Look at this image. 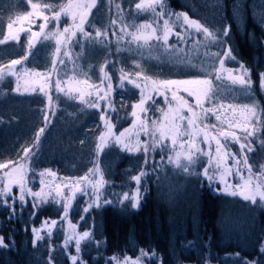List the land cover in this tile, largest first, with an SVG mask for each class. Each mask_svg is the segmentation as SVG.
<instances>
[{"label": "trees", "instance_id": "16d2710c", "mask_svg": "<svg viewBox=\"0 0 264 264\" xmlns=\"http://www.w3.org/2000/svg\"><path fill=\"white\" fill-rule=\"evenodd\" d=\"M32 1L34 3L35 0ZM38 1L47 2L36 0ZM56 1L67 2V0ZM82 2L90 3L91 0H82ZM4 3L0 0V40L6 37L9 23L12 24L15 21L19 23L17 18L32 10L26 0H20L10 9L12 10L10 16L6 18L5 13L9 10H5L6 6L3 8ZM136 3L140 1L96 0L95 6L88 11L83 24L84 32L91 34L93 29L88 26V22H97L100 17L103 20L108 17L100 33L103 35L102 41H105L107 45L100 47L88 42L84 43L86 48L91 47L94 50V58L95 53L98 52L103 51L107 54L105 63L102 65L103 78L100 83L88 80L93 85L91 91L95 98L92 102L100 103L101 108L93 110L92 107H88L91 116H69V113L65 112L58 116L57 104L62 91L56 87V80L59 77L64 81L68 62L66 60L61 65L60 60L57 59V71L51 74L47 85L44 80L45 99H42L39 90L36 91L37 95L24 96L23 103L27 109L26 128L22 136L17 138L18 140H15V135L10 139V151L2 154L0 162L15 161L25 166L23 173L25 200L22 202L18 199L20 189L16 184L12 186L13 196L0 199V237H3L5 244L8 245V247H0V264H72L71 257L77 253L75 239H69V237L85 230L89 231L91 236L81 241L77 264H114L113 257L140 258L142 264H264V252L261 251L264 248V203L257 199V203L252 204L238 195L214 192L203 175L202 171L206 166L202 161L197 171L185 173L174 164L169 167L167 158L171 154L170 148L162 150L158 146L154 151L151 150L153 121L165 123L162 121V115L167 113L172 102H177L182 108L183 105L179 99L172 98L173 91L155 90L159 87L158 85H153L149 78L137 75L130 66L123 64L125 55L120 57L118 54L117 43L119 42L117 41L120 38L118 29H113L115 21L121 22L123 27H126L130 20L140 24L150 19L149 13L143 15L142 9L139 11L136 9ZM163 3L165 11L185 13L190 19L200 21L205 27L218 34L220 31L214 29L215 23L197 13L196 8L206 12L212 4V13L222 14L221 20L216 24L221 27V31L225 26L229 27L228 36L223 39L229 42L228 48H231L236 59H239L241 62L239 64L244 66V69L250 70L252 95L249 96L256 99L260 109L264 108V88L260 86L259 77V73L264 72V23L261 21V16L264 15V0H242L241 2L239 0H200L199 4H194L193 0H163ZM237 5L240 6L239 10ZM106 9L108 13L104 11ZM43 10H46L43 11L46 15L49 14V10ZM52 10H58V6H54ZM49 17L50 20L53 19L50 15ZM40 20V17L35 18L34 25L38 28L42 25ZM50 20L46 27L57 25L54 19V23H50ZM72 23L69 17H65V23L62 26L58 22L60 31L62 32L65 26ZM50 30L52 29H44L42 33L36 32L39 35H33L32 38H36L37 44L32 48L29 46L27 49L29 30H23V37L18 42L0 43V69L7 72V66L11 65V61L19 59L20 64L12 65L18 74L13 79L15 82L18 81L20 68L28 72L37 68L44 69L48 74L52 67V53L55 49L52 50L49 41H42L40 44L39 41ZM72 41L73 37L71 43L65 44L62 38L60 59L67 50L77 58L74 65H81L82 69L88 73L87 64H80L78 60L82 56L78 53L80 46L75 43L73 47ZM123 45L129 46L127 42H123ZM56 47L57 45L54 44V48ZM7 48L14 52L10 58L4 56ZM25 56L27 59H24ZM120 72L128 73L130 78L121 81ZM78 74L83 79L87 77L84 73ZM92 79L96 80L97 77L94 76ZM129 80L134 83H129ZM62 83L61 88H63ZM135 84H140L141 87L136 88ZM5 86L2 87L4 90ZM238 90L242 92L244 89L238 88ZM7 91H11V88H7ZM161 92L164 94L161 95ZM105 93H107V100L100 99V96ZM49 95L52 98L51 104L48 100ZM175 96L187 100L184 95L175 93ZM142 98L145 101L143 108L146 111L140 110L137 116L140 117L139 123L147 122V131L141 130L138 138L140 137L141 142L149 143L150 151L148 153H144L143 150L128 151L122 145L115 143L114 137L108 136H105V142L102 144L99 137L109 130L114 136L123 132L124 137L127 135L134 137L131 142L136 141L137 132L128 130H131L137 117L134 120L127 117L132 114L134 104H138ZM109 101L111 108L115 111L107 107ZM188 103L195 106L192 101ZM81 108L85 110L82 106ZM196 110L200 112L198 108ZM105 112L107 115H104ZM17 118L18 114L15 112L8 117L2 115L0 121L5 120L4 123H6V121H16ZM150 118H152L151 122H149ZM56 119L61 122V127L54 130L53 122ZM85 120L91 121L90 125H87L86 134L94 132L89 152L86 151V143L90 139L82 140L86 135L85 125L79 127L80 122ZM205 121L209 124L206 131L210 135H219L220 131H226L212 115L206 116ZM106 124H110L111 128L106 127ZM212 124H216L217 129H212ZM41 128L44 129L42 133L39 131ZM2 129L3 127L0 131ZM236 135L240 137L241 142H245L244 136ZM50 137L53 139L52 154L47 153L46 144L44 145ZM219 138L233 144L240 151L242 159L244 155L247 156L254 179L259 172L264 171L260 168L264 165V127L257 132L254 139L251 136L248 137L247 143L252 150L248 151V148H245L243 153L239 143L231 137L219 136ZM201 142L202 138L197 140L198 144ZM164 144L169 145V141H164ZM101 146L102 150H100ZM206 147L207 150L210 148L211 156L216 152L214 140L210 139ZM28 148H31V151L25 156V150ZM221 152L223 153L222 150ZM63 154L68 156L69 169L56 161ZM241 166L245 174H248L247 168L242 163ZM97 168L99 171H96ZM226 168H229L227 163H222L219 167L224 173L227 172ZM6 171L8 169L0 170V176H3ZM43 171L56 173L62 190L60 195L57 191V195L40 201L29 195L28 190L36 192L40 189L42 179L40 173ZM98 172L104 173L103 179L107 192L102 198L99 194V200L96 201V197L91 194L93 188L90 181L94 180ZM140 172H144L145 175L137 184L134 176ZM84 176H88V180H83ZM224 180L226 182L227 178ZM5 183H7L6 180ZM55 186L58 185L55 184ZM137 188L141 192V198L138 206L132 207V201L123 200L122 197L124 193L130 195ZM13 197H16L15 204H12ZM5 200L7 202H4ZM105 200H110L111 203L106 204ZM97 203L98 207L95 206ZM89 205L93 206L89 207ZM12 208L15 209L14 212ZM65 210L67 216L64 215ZM52 221H55V227H51L50 230L43 229V239L37 240L36 232L42 227L51 225ZM66 243L67 247H65ZM141 252L148 255L141 257Z\"/></svg>", "mask_w": 264, "mask_h": 264}, {"label": "rangeland", "instance_id": "374dc122", "mask_svg": "<svg viewBox=\"0 0 264 264\" xmlns=\"http://www.w3.org/2000/svg\"><path fill=\"white\" fill-rule=\"evenodd\" d=\"M4 1L3 8L5 7V10H9L7 13H5L6 18H9L10 13L12 10H10L12 7H14L16 4L19 3L20 0H1ZM48 3H52L54 6H59L60 2L55 0H45ZM141 2V0H139ZM194 4H199L200 0H193ZM240 2L242 0H239ZM28 4L31 5L33 1L31 0V3L26 0ZM40 2V1H38ZM145 3H147V0H144ZM34 3H37L36 0ZM42 3V2H40ZM199 7V6H198ZM137 9V8H136ZM138 11L141 9H137ZM33 11H46L43 9L38 10H31L27 11L22 14L23 16L28 15L29 12ZM108 13V9L104 10ZM160 11L159 8L156 9V13ZM196 12L204 16L206 19L211 21L212 23H215V28L219 31H221V27L217 26V22L220 19V16L222 14H213V6L212 4L209 6L208 11L201 12L199 9L196 8ZM143 15L145 13H149L150 19L146 22L136 24L132 20L129 21V25H126V27H123L121 22L115 21L114 28L118 29V36L120 39H118L117 42V49L118 54L121 57L122 55H125L124 63L127 66H130L133 71L140 74V76H143L145 78H149L151 82L153 81H166V80H197V79H205V78H211L213 81V92L215 94V99L213 101H219V102H213V103H220L222 102L225 106V109H227L228 104L233 105H240L244 103H251L255 102L258 110H260L259 104L256 102L255 98H252V95L250 89L249 92L245 93L244 90L240 92L238 88H241L238 84H232L231 80L227 78V72L226 71H220L219 75L221 76L220 80L215 79L216 73L213 71V69L219 67V59L223 56L224 51L226 48H228L229 42L227 41V44L224 47L218 46L217 43H211L208 40H205L203 38L202 33H197L195 29L188 28L187 25H184L181 23L180 20L176 19V16L180 15L181 12L176 11H165L164 10V17L161 18L156 15V13L152 12L151 9L144 10L142 9ZM236 14H238V11H236ZM35 18H39V16H32L28 20H21L19 19V23L16 21L12 23L11 29L8 28V31L6 32V37L4 38V41H15L18 42L22 36L23 30H29L30 34L27 38V49L29 47V41H31V47H35L37 44L36 38L33 37V33L39 32L40 28L36 27L34 25ZM145 18V17H144ZM164 19L168 20L169 24V41L167 43V46L164 45L162 40L156 39L155 37H158L162 35V25L164 22ZM50 20V17L49 19ZM108 20V17H106L104 20L100 17L97 19V22L89 21L88 26L93 29V32L89 36H84L80 31L77 32L76 38L73 37L72 46L74 47V44L77 43L80 46V49L78 53L82 54L81 58L78 60L80 61V64H87L86 71H84L81 67V65H74V61L77 60L75 55L70 54L69 56H61V59L68 61L66 63L67 70H66V77L64 79V83H62L63 88L66 92L70 93L68 95L65 94V91H62L59 101L57 104V111L58 116L63 115V112L69 113V116H79V115H90V110L88 107L89 104L93 101L95 98L92 94L93 91V85H91L89 81L100 83L101 79L103 78V73L101 72L102 65L105 63L106 60V53L105 52H98L95 53L94 58V50L91 47L86 48L84 43L88 42V44L91 45H98L100 47H103L104 45H107L105 41H102L103 35L96 36L94 33L99 31L102 33V27L104 26L105 22ZM41 23L43 24L44 21L41 18ZM72 22V20L70 19ZM198 21V20H197ZM261 21L264 23V15L261 16ZM201 23L200 21H198ZM50 23H54L53 19L50 20ZM65 23V16L63 15V18L59 20V24L61 26ZM144 24H152V27L156 29L155 33H152V29L150 28H143L139 29V25ZM202 24V23H201ZM136 25V26H135ZM203 25V24H202ZM57 25H49L45 26L44 29H56ZM123 29H120L122 28ZM95 29V30H94ZM52 30L45 33L42 38L39 41V44L43 41H49L51 43L52 50H54V44L55 41L51 38L45 39V36L52 32ZM209 31H212L209 29ZM216 32V31H215ZM122 33V34H121ZM143 34V35H149L151 34L152 38L148 40V42L145 44L144 40H139L135 42L132 41V35L130 34ZM177 33H182L183 38H178L176 35ZM217 33V32H216ZM218 34V33H217ZM84 38V39H79ZM81 40V41H78ZM83 41V42H82ZM195 41H199V43H196ZM123 42H127L129 46L123 45ZM38 44V45H39ZM78 50V49H77ZM98 50V49H97ZM104 50V49H103ZM96 51V50H95ZM101 51V50H100ZM77 52V51H76ZM71 53V52H69ZM14 52L7 48L4 51V56L7 58L12 57ZM232 56H234L232 51ZM235 57V56H234ZM3 58V49L1 47V59ZM241 63L239 59H231L227 58L224 60V66L225 69H231L233 72V75L237 74H243V69L245 68L243 66V69L241 68ZM4 64V62H2ZM71 69V70H70ZM35 72H41L47 74V72L44 69H35L30 72L24 70L23 68H20L18 70L19 77L18 81L15 82L13 79H15V75H5L2 80H0V117L3 115L5 117H8L15 112L18 114V118L16 121H0V128L3 127V129L0 131V158L2 157V154H7L10 151L9 142L10 139L15 135V140H18L17 138H20L23 134V130L26 128V122H25V116L27 109L23 103L24 96L26 95H37L36 91L39 90L41 92L40 95H42V99H45L46 97V90L45 85L43 84L45 78L37 77L33 75L32 73ZM16 73V72H15ZM27 73V74H25ZM78 73H84L85 76H87L85 79L81 78ZM121 76L125 75L126 78H130V75L128 73H119ZM72 75V76H71ZM94 76L97 77L96 80H93ZM83 79V80H82ZM48 80L46 81V85ZM6 85V86H5ZM5 86V90L2 88ZM43 87V91H41V88ZM185 86H177V89L175 90V93H178L180 95H184V97L187 98L188 101H192L194 104L196 103L195 97L190 96L188 92L184 91ZM189 88H197L199 86L197 85H190L187 86ZM7 88H11V91H7ZM17 88H19V91H17ZM13 90V91H12ZM248 95V96H247ZM82 97V99L80 98ZM248 97V98H246ZM77 102V103H75ZM99 104V107H92V109H99L101 108V104ZM136 105V104H134ZM81 106L85 109L83 110ZM182 108L177 102H172V106L170 107L172 110V113H175L176 109ZM209 103L205 102L204 107H209ZM199 109V108H198ZM262 109H264L262 107ZM200 110V109H199ZM124 111V110H123ZM135 111L137 114L140 111V109L135 108L133 106L132 112ZM183 115L187 116L189 113L184 110ZM167 113H169V109L167 110ZM43 114L45 112L43 111ZM171 114V113H170ZM219 114L221 115V120L217 121V123L226 131L229 132H235L238 135H242L245 137L246 133L241 131L237 128H229L228 124L234 120L238 119V116H233L232 110L227 109L225 111L224 109L219 110ZM164 115V114H163ZM162 115V116H163ZM212 115L215 118V115L212 113H208L207 116L210 117ZM91 116V115H90ZM128 119L136 118L132 114L128 115ZM212 118V117H211ZM216 119V118H215ZM140 120V119H139ZM138 119H135L131 128V131H135L138 134L141 133V128ZM152 121V118L149 119V122ZM163 121V120H162ZM89 121L80 122L79 127H81L83 124L85 125L84 130L86 134L87 125H90ZM88 123V124H87ZM253 124L256 125L255 132L251 136L253 139L256 137L257 132L260 131L264 127V112L261 113L260 123L256 124L255 120H253ZM54 130L60 129L61 122H59L58 119H56L53 122ZM53 133V132H52ZM17 135V137H16ZM118 134L117 136H119ZM90 137V138H89ZM94 138V132L91 134H86L85 139H90L86 143V151L89 152L91 147V142L93 143ZM140 138V137H139ZM138 138V139H139ZM125 140H133L134 137L127 135V137H124ZM81 140V141H82ZM52 143L53 139L50 137L46 140L44 145L46 144L48 154H52ZM116 143V142H115ZM132 144H135V142H131ZM168 143V142H167ZM221 143L224 145V148L222 149L223 153H220L219 159L221 164L227 163L229 165V168L231 169V172L224 173L223 170H220L217 168V153H213L211 156L212 159L209 161V156L204 155L203 153H196L195 155V163L192 165V169L190 172L197 171L199 165L202 163L205 164L206 167H208L209 163H211V167H208L209 175L213 176V179L211 181L208 180L210 186L213 188L214 192L216 193H223L226 194L223 189L226 187V184H231L233 186L237 184H242L244 180L247 179L248 174H245L241 164L237 165L235 164L234 159L232 158L231 154H235L236 158L242 160L241 153L236 147L226 141H222ZM170 144V141H169ZM197 145L205 149L207 151V147L205 143L201 142L200 144L197 143ZM4 146V148H2ZM113 146V145H112ZM177 150H180L177 148ZM227 151L229 153L228 156H224V151ZM170 151H172L170 149ZM54 158V157H53ZM89 158V157H88ZM59 165L63 166L66 165L67 169L70 168L68 165L69 159L67 154H63L59 160H56ZM88 161V159H87ZM104 161V160H103ZM54 162V161H53ZM52 162V163H53ZM183 162V161H182ZM55 163V162H54ZM64 164V165H62ZM204 166V167H205ZM171 167V164L169 165ZM183 172V171H182ZM203 172V171H202ZM41 173H44L42 175V179L40 182V189L36 192H40V197H35L36 199L40 201L47 200L51 198L53 195H57L56 192L59 194L61 193V186L60 181L57 178V174L50 171H43ZM40 173V175H41ZM51 173V174H49ZM240 173H243L244 180L241 179ZM104 173L98 172L94 178V180H99L101 177L103 178ZM223 177V181L221 179ZM227 178V181L225 183V180ZM104 181V179H103ZM55 184L58 186L56 187ZM106 183H102L98 188H93L91 185V188H93V191H91V194L96 197L99 195L101 198L103 194H106L107 190L105 189ZM136 194V191L130 193V197L134 196ZM60 195V194H59ZM227 195V194H226ZM141 198V192L139 191V199ZM51 225L42 227L41 230L38 232L42 236L43 229L50 230Z\"/></svg>", "mask_w": 264, "mask_h": 264}, {"label": "snow or ice", "instance_id": "6c2138e0", "mask_svg": "<svg viewBox=\"0 0 264 264\" xmlns=\"http://www.w3.org/2000/svg\"><path fill=\"white\" fill-rule=\"evenodd\" d=\"M29 3H31V0H28ZM96 0H91L90 3H83L82 0H67L66 3H60L58 6V10L53 11L54 5L52 3L48 2H37V3H31V7L33 10L38 9H47L49 10V14H45L43 11H33L29 12L28 15L23 17H18L17 19L21 20H28L32 16H39L43 19L44 23L41 25L40 32L42 33L44 31V28L48 22L49 15L57 22V27L54 31L48 33L45 36V39H53L55 41V44L57 47L55 48V51L52 53L53 60H52V67L49 70L48 74L41 73V72H35L32 73L33 75L37 77H44L47 81L52 73H55L57 71L56 61L57 59L60 60V64L63 65L64 60L60 59V45L62 42L65 44L71 43L72 37L76 36L77 30L80 31L84 36H89L90 33L84 32L83 30V24L85 23L86 17L88 15V11L95 6ZM135 7L137 9H144L148 10L151 9L152 12L156 13V9L159 8L160 11L156 13L157 16L163 18L164 13V3L163 0H147V3L144 2V0H141L140 3H136ZM239 5H237V10H239ZM61 15H64L65 17H69L72 20V24L65 26L63 28V31L61 32L59 29V20ZM177 20H180L182 24L187 25L188 28L195 29L197 33H202L203 38L205 40H208L211 43H217L218 46L224 47L227 44V41L223 38L228 36L229 33V27L225 26L222 31L217 34L215 31H209L208 27H205L201 23H199L197 20L190 19L187 14L181 13L180 15L176 16ZM12 24H8V28L11 29ZM150 28L152 29V33H155L156 29L152 27V24H141L139 25V29L143 28ZM169 24L168 20L164 19L163 25H162V35L155 37L156 39L162 40L164 45L167 46L168 43V35H169ZM33 35H39V33H33ZM100 32H96V36H99ZM132 35V41H139L144 40L145 44L148 42L150 38H152L151 34L149 35H143L141 34H130ZM178 38H183L182 33L176 34ZM4 40H0V43H4ZM196 43H199V41H195ZM29 46L31 47V41H29ZM65 56H69L70 53L66 50L64 53ZM227 58L235 59L234 56H232V49L226 48L224 51L223 56L219 59V67L213 69V71L216 73L215 79L220 80L221 76L219 75L220 71H226L227 72V78L231 80L232 84H238L242 89L245 90V93H247V90L251 88L252 86V80H251V72L249 69H243V66L241 65V68L243 69V74H237L233 75V72L231 69H225L224 66V60ZM24 59H27V56L24 57ZM21 63V60L15 59L11 61V65L7 66V72H4L3 69H0V80L4 78L5 75H15V70L12 67V65H18ZM102 70V69H101ZM107 75V74H105ZM137 75H140L137 73ZM259 77L261 80L260 86L264 88V72L259 73ZM126 78L125 75L121 76V81H123ZM110 80V77H108ZM62 81L59 77L56 80V87L60 91H65L64 88H61L60 85ZM129 83H134V81L129 80ZM153 85H158L159 87L155 90L159 91L160 89H166L169 91H173V99H179L182 102L183 108L178 107L175 111V113H172L171 108H169V113H165L162 116V120L165 122L163 124L157 123L155 120L153 121V131L151 134L152 138V144H151V150L154 151L156 147H161L163 150L164 148H170L171 154L168 156V163L174 164L176 168L181 169L185 173H189L192 169V165L196 162L195 161V155L196 153H203L204 155L209 156V160L211 161V150H205L200 148L197 145V140L202 138V142L205 144H209L210 139L215 141L216 144V153H217V168L221 167V162L219 159L221 150L224 148V145L221 143V140L219 136H223L225 138L231 137L235 142L239 143L241 152L243 153V150L245 148H248V151H251L252 149L248 146L247 140L249 136H252L255 132L256 125L253 124V120H255L256 124L260 123L261 113L264 112V109L258 110L255 102L251 103H244L240 105H233L228 104L227 109L232 110L233 116H238L237 120H234L228 124L229 128H237L241 131L245 132L246 135L244 137L245 142H241V139L239 136L236 135L235 132H229V131H220L219 135L211 134L206 131V129L209 128V124L206 123L205 118L208 113H212L215 115V118L217 121L221 120V115L219 114V110L225 109V106L222 102L220 103H213V100L215 99V94L213 92V81L211 78H205V79H197V80H166V81H153ZM190 85H197L199 87L197 88H189L187 86ZM121 86H123L121 84ZM177 86H185L184 91L188 92L190 96L195 97V106L192 104H189L187 100H184L183 97H176L175 96V90L177 89ZM136 88H140V84H135ZM109 90L111 89V84H108ZM43 87L41 88V91H43ZM17 91H19V88H17ZM65 94L68 95L70 93L65 91ZM164 93L161 92V95ZM82 99V97H80ZM151 98V97H149ZM100 99L107 100V93L100 96ZM167 96H165V100H167ZM49 103L51 104L52 98L49 95L48 97ZM208 102L209 107L205 108L204 103ZM145 101L142 98L140 102L136 105H134L135 108H138L141 110V112H145L146 109L143 108ZM91 107H99L98 103L92 102L89 104ZM107 107L110 108L112 111H115L114 108H111L110 101L107 102ZM196 108L200 109V112H197ZM186 109V111L189 113V115L185 116L183 115V111ZM163 111V110H161ZM171 113V114H170ZM104 115H107V112L104 113ZM132 115L134 117H137L139 120L140 117L137 116V113L135 111L132 112ZM106 127L109 129L111 128L110 124H106ZM216 124H212V129H217ZM141 130L147 131V122L141 121L140 124ZM40 133L44 131L43 128H41ZM131 131L130 129L128 130ZM158 134V135H157ZM138 133H136V141L135 144L131 143V140L128 139L127 141L123 138L124 133H120L119 136H114L113 133L109 130V132L105 133V135H101L99 137L100 141L105 142V136H108L109 138L115 139V142L117 144L122 145L123 148L127 149L128 151H141L143 150L144 153H148L150 151V145L147 141L141 142L138 139ZM184 137H188V139H184ZM38 136H37V142H38ZM170 141L169 145H165L164 141ZM177 147L180 150H177ZM102 150V146L101 149ZM31 151V148H28L25 150L24 155L27 156L28 152ZM224 155L228 156L229 153L225 150ZM232 158L235 161V164L240 165L241 163L247 168L248 171V177L246 180H244L243 173H240V177L244 182L242 184H237L235 186L231 184H226V187L223 189V191L227 195L231 196H240L246 201H250L252 204L257 203V199L264 203V179H261V177H264V171H261L257 174L256 178L254 179L252 174V167L248 164V158L246 155L243 156V159L236 158L235 154H231ZM163 159V157H162ZM183 161V162H182ZM208 167H211V163H209ZM208 167H205L203 169V175L211 181L213 179L212 175H209ZM260 168L264 169V165H261ZM8 169V171L4 172L3 176H0V199L13 196L12 194V186L13 184H16L19 186L20 193L18 199L20 201L25 200V191L23 186V173L25 170V166L23 164H17L15 161H7V162H0V170ZM96 171H99L97 168ZM225 171L231 172L230 168H226ZM51 174V173H49ZM41 175H44V173H41ZM144 172H140L139 174L134 176L135 181L137 184L140 183L141 177L144 176ZM83 180H88V176L82 177ZM223 181V177H221ZM5 180L7 183H5ZM102 183H104L103 178L101 177L99 180H93L90 181V184L93 188H98ZM226 183V182H225ZM28 194L32 195L34 197H40V192H32L31 189L28 190ZM87 194V193H85ZM123 200H131L132 201V207H136L139 204V188L136 190V194L134 196H129L127 193L123 194L122 197ZM16 197H13L12 204H15ZM99 200V196H96V201ZM4 202H7L6 200ZM106 204L111 203L110 200H105ZM93 205H89V207H92ZM95 206H99L98 203L95 204ZM13 212L15 211L14 208L11 209ZM87 211V209H85ZM65 216H67V211L65 210L64 213ZM51 227H55V221H52ZM35 231V230H34ZM50 235V232H49ZM91 236V233L87 230L83 231L82 233L78 235L70 236L69 239H75V252L77 255H73L71 257L72 264H77V261L79 259L78 254L81 251L80 244L81 241H84L88 239ZM36 239L40 240L43 239V237L40 235V233L36 232ZM0 247H8V245L5 244L3 237H0ZM65 247H67V243L65 244ZM262 252H264V248L261 249ZM148 254L141 252V257H146ZM112 260L114 261V264H142V260L140 258L132 259L128 257H124L123 259H117L116 257H113Z\"/></svg>", "mask_w": 264, "mask_h": 264}]
</instances>
